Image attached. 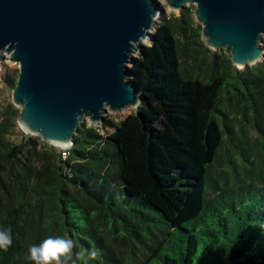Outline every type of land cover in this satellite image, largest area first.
<instances>
[{
	"label": "trees",
	"instance_id": "16d2710c",
	"mask_svg": "<svg viewBox=\"0 0 264 264\" xmlns=\"http://www.w3.org/2000/svg\"><path fill=\"white\" fill-rule=\"evenodd\" d=\"M193 13L161 17L133 57L136 110L103 134L81 123L68 148L26 137L17 69H3L0 228L13 243L0 264H33L29 246L56 235L75 264L92 248L87 264H264V59L235 68Z\"/></svg>",
	"mask_w": 264,
	"mask_h": 264
},
{
	"label": "water",
	"instance_id": "95a60500",
	"mask_svg": "<svg viewBox=\"0 0 264 264\" xmlns=\"http://www.w3.org/2000/svg\"><path fill=\"white\" fill-rule=\"evenodd\" d=\"M164 2L179 13L193 4L205 45L235 68L263 61L264 0ZM163 11L157 0H0V65L4 53L19 64L11 90L19 128L68 148L84 117L101 124L107 108L137 107L129 64Z\"/></svg>",
	"mask_w": 264,
	"mask_h": 264
},
{
	"label": "clouds",
	"instance_id": "9594fccd",
	"mask_svg": "<svg viewBox=\"0 0 264 264\" xmlns=\"http://www.w3.org/2000/svg\"><path fill=\"white\" fill-rule=\"evenodd\" d=\"M12 236L10 228H0V250L7 251L12 245ZM75 242L71 238L63 236H48L39 244L30 245L25 259L33 262V264H75L72 261L73 249ZM76 256L84 260L87 264L89 259L95 260L101 255L99 249H83Z\"/></svg>",
	"mask_w": 264,
	"mask_h": 264
},
{
	"label": "rangeland",
	"instance_id": "374dc122",
	"mask_svg": "<svg viewBox=\"0 0 264 264\" xmlns=\"http://www.w3.org/2000/svg\"><path fill=\"white\" fill-rule=\"evenodd\" d=\"M159 3H161V5L164 7V11L163 12H161L160 13V15L156 18V21H155V25H154V27H153V29L151 30L152 32H154V29H155V27H157L160 23H162V21H161V17H168V16H170L172 13H174V14H178L179 12L178 11H176V10H171V9H169L167 6H166V4H165V2H164V0H157ZM188 6H193V4H191V3H188ZM149 41L148 42H146V41H140L139 42V44H144V45H149ZM264 44V41L262 42V45ZM139 53L140 52H137V53H134L133 54V57L134 56H137V55H139ZM261 62H263L262 60L260 61V62H257L256 64H258V63H261ZM255 64V65H256ZM130 65V64H129ZM18 66H19V64L18 63H14V62H12V61H10L9 60V54L8 53H4V59H3V61L1 62V65H0V73L3 71V69L5 68V67H9V68H14V69H17V72L19 73V71H18ZM253 65H251L250 67H252ZM244 69V68H243ZM242 70V69H241ZM136 110V107H126V108H124V109H121V110H119V111H116V112H114V111H112V110H109L108 108H107V110H106V112H104L103 113V117H104V122H105V120H112V121H114V122H119L121 119H123L128 113L130 114V113H133L134 111ZM103 122V123H104ZM81 123H85V125H86V127H98V130H99V132L101 133V134H103L104 133V130L101 128L102 127V125H103V123H91V122H89V120H88V118H83L82 120H81ZM23 131V130H22ZM23 133L26 135V137L27 136H30V135H27L24 131H23ZM31 136H37V137H39V138H41L39 135H31ZM41 141H42V139H41ZM65 147H67V145L66 146H57V149L58 150H61V149H63V148H65Z\"/></svg>",
	"mask_w": 264,
	"mask_h": 264
},
{
	"label": "bare ground",
	"instance_id": "6f19581e",
	"mask_svg": "<svg viewBox=\"0 0 264 264\" xmlns=\"http://www.w3.org/2000/svg\"><path fill=\"white\" fill-rule=\"evenodd\" d=\"M149 41V40H148ZM148 41H146V42H148ZM25 130V129H24ZM26 131V130H25ZM27 132V131H26ZM27 134H29L28 132H27ZM57 146H68L69 144H56Z\"/></svg>",
	"mask_w": 264,
	"mask_h": 264
},
{
	"label": "built area",
	"instance_id": "2783aa9c",
	"mask_svg": "<svg viewBox=\"0 0 264 264\" xmlns=\"http://www.w3.org/2000/svg\"><path fill=\"white\" fill-rule=\"evenodd\" d=\"M63 154H65V152H63Z\"/></svg>",
	"mask_w": 264,
	"mask_h": 264
}]
</instances>
